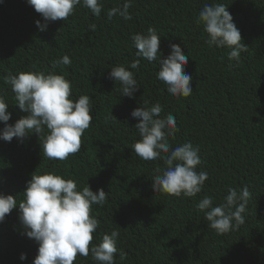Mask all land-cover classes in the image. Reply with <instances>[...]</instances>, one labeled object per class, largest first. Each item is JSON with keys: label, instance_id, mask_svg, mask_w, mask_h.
Returning <instances> with one entry per match:
<instances>
[{"label": "trees", "instance_id": "1", "mask_svg": "<svg viewBox=\"0 0 264 264\" xmlns=\"http://www.w3.org/2000/svg\"><path fill=\"white\" fill-rule=\"evenodd\" d=\"M100 2L99 16L81 0L66 20L49 22L40 31L35 22L44 21L27 0H0V97L8 104V124L27 115L5 83V77L21 72L64 76L71 85L70 99L90 97L93 117L80 151L63 161L44 155L46 127L41 139L30 132L22 141L0 140V194L15 197L18 207L32 175L46 173L74 180L78 191L87 185L93 193L102 189L106 202L91 206L90 215L99 223L89 248L118 231L116 264H264V0H130L131 20L108 17L126 0ZM205 4L227 6L248 47L239 63L229 60V49L205 43L208 35L197 23ZM150 27L160 36L161 60L171 44L180 45L188 56L190 96H171L156 78L159 61L136 56L131 36L146 35ZM65 55L71 64L57 65ZM137 59L140 66L132 69ZM116 66L133 73L139 89L132 98L123 96L121 84L110 77ZM157 102L161 116L173 115L179 129L169 138L172 148L190 141L199 149L203 163L196 171H207L208 179L193 197L154 191L152 183L160 174L157 169L166 167L164 160L144 161L132 149L141 137L134 128L140 119L131 112ZM244 186L251 194L245 223L217 234L198 202L210 196L212 206H220L229 188L239 192ZM24 232L14 208L0 223V264H32L38 244ZM74 264L98 262L90 250L88 257L78 254Z\"/></svg>", "mask_w": 264, "mask_h": 264}, {"label": "clouds", "instance_id": "2", "mask_svg": "<svg viewBox=\"0 0 264 264\" xmlns=\"http://www.w3.org/2000/svg\"><path fill=\"white\" fill-rule=\"evenodd\" d=\"M35 12L44 21L38 20L36 26L45 31L49 22L66 20L81 3V0H27ZM95 16L102 10L100 0H83ZM130 0L121 8L109 11L108 17L120 15L125 20H131L128 12ZM197 23L203 25L208 38L205 43L209 47L229 49V60L239 63L241 52L248 47L241 42V33L233 22V18L223 4H205L199 12ZM95 25H90L95 30ZM133 46L137 49L136 56L149 62L159 61V71L156 78L166 85L167 92L173 97H188L193 90L192 77L185 71L188 56L178 44L170 45L169 55L161 60L160 36L156 29L148 28L147 34L131 36ZM57 65L68 66L70 58L65 55L55 61ZM139 59L132 62L130 67L137 69ZM114 81L122 86V95L132 98L139 86L132 72L122 66L112 67L109 73ZM5 83L11 86L16 106L27 115L13 125H9L10 113L7 111L3 97H0V123L4 124L0 130V140L11 142L15 137L22 141L29 133H35L41 139L45 127L48 134L42 138L44 155L49 159L66 160L69 155L80 151L81 137L89 128L93 117L90 115V97L82 95L75 102L70 99L71 85L64 76L49 72H21L14 76L5 77ZM162 106L157 102L151 107H138L131 112L133 118L140 122L134 128L141 139L133 143V151L144 161L159 158L164 160L166 167L157 169L153 180L154 191L180 197H193L202 191L204 182L208 179L207 171L196 169L202 159L198 147L189 141L172 148L169 138H174L179 131L175 117L168 114L161 116ZM110 119L115 120L110 113ZM117 122V121H116ZM161 154H165L163 157ZM24 199L17 207L16 198L12 195L0 194V223H3L12 209H19V220L23 225L24 234L38 244L37 255L32 264H74L77 255L89 256L98 264H116L114 254L117 252V238L119 232L113 230L105 234L102 242L89 248L93 233L98 228V220L90 215L91 206L103 205L107 194L98 189L95 193L87 185L77 190V183L71 179H64L54 173L32 175L24 191ZM247 186L239 192L229 188L224 197L225 203L213 207L212 197L204 196L197 204V208L204 212L208 227L217 234H225L237 230L245 223L244 213L250 198ZM118 227V226H117ZM121 259L124 254L120 253ZM20 260L26 259L25 254Z\"/></svg>", "mask_w": 264, "mask_h": 264}]
</instances>
